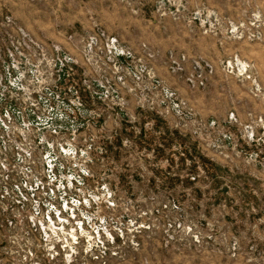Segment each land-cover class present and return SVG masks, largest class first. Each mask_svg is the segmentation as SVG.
Returning a JSON list of instances; mask_svg holds the SVG:
<instances>
[{
	"label": "rangeland",
	"instance_id": "1",
	"mask_svg": "<svg viewBox=\"0 0 264 264\" xmlns=\"http://www.w3.org/2000/svg\"><path fill=\"white\" fill-rule=\"evenodd\" d=\"M0 96L115 239L67 263L0 194V264H264V0H0Z\"/></svg>",
	"mask_w": 264,
	"mask_h": 264
},
{
	"label": "built area",
	"instance_id": "2",
	"mask_svg": "<svg viewBox=\"0 0 264 264\" xmlns=\"http://www.w3.org/2000/svg\"><path fill=\"white\" fill-rule=\"evenodd\" d=\"M4 97L0 96V127L10 130L14 104L3 105ZM30 110L36 114L34 108ZM22 119L33 126L24 115ZM53 122L52 118V126ZM58 130L54 127V132ZM82 166L76 160L75 150L45 135L30 147L14 144L5 134L0 136L1 198L4 201L11 198L22 210L27 209L29 222L42 241L50 245L53 256L61 253L71 263L83 251L106 262L109 252L106 245L115 239L107 235V220L93 197L92 172ZM8 221L15 224L12 217Z\"/></svg>",
	"mask_w": 264,
	"mask_h": 264
}]
</instances>
